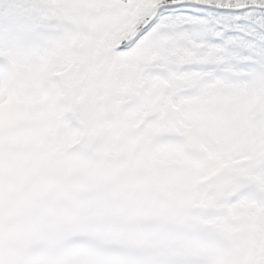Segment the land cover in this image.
Masks as SVG:
<instances>
[{"label": "snow or ice", "instance_id": "1", "mask_svg": "<svg viewBox=\"0 0 264 264\" xmlns=\"http://www.w3.org/2000/svg\"><path fill=\"white\" fill-rule=\"evenodd\" d=\"M0 264H264V0H0Z\"/></svg>", "mask_w": 264, "mask_h": 264}, {"label": "clouds", "instance_id": "2", "mask_svg": "<svg viewBox=\"0 0 264 264\" xmlns=\"http://www.w3.org/2000/svg\"><path fill=\"white\" fill-rule=\"evenodd\" d=\"M22 23L8 16L7 12L0 11V47L6 46ZM0 67H3L2 63Z\"/></svg>", "mask_w": 264, "mask_h": 264}]
</instances>
